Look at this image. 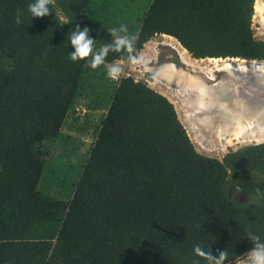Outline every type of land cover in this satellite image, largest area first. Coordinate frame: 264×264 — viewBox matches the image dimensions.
<instances>
[{"label":"trees","instance_id":"16d2710c","mask_svg":"<svg viewBox=\"0 0 264 264\" xmlns=\"http://www.w3.org/2000/svg\"><path fill=\"white\" fill-rule=\"evenodd\" d=\"M31 2L0 0V264H207L193 247L209 243L213 255L228 250L226 264L251 249L248 231L264 239V199L255 197L264 191V143L221 161L199 154L166 97L131 77L108 79L106 66L127 52L91 69V57L69 59L67 39L87 26L99 49L124 24L135 55L167 35L195 59L264 60L254 0H150L137 11L124 0H55L39 19L27 12ZM85 73L113 91L96 95L105 113L95 143L56 198L40 188L49 144L67 139L61 127Z\"/></svg>","mask_w":264,"mask_h":264},{"label":"rangeland","instance_id":"374dc122","mask_svg":"<svg viewBox=\"0 0 264 264\" xmlns=\"http://www.w3.org/2000/svg\"><path fill=\"white\" fill-rule=\"evenodd\" d=\"M124 1L129 3L131 9L133 8L137 11L138 6L145 7L150 0ZM134 6L137 7V9H135ZM127 9L128 8H124L123 10L125 11ZM252 31L255 39L264 41V12H255L254 6ZM167 44L174 46L173 50H171ZM178 53L182 54L187 65H179L175 61L174 58L176 55L178 59H180ZM127 56L128 53L120 60L114 62L120 63L123 68V72L119 79L131 77L136 82H141L166 97L172 103L179 121L185 128L192 145L199 154L221 161L226 154L233 153L243 147L264 143V137L256 139L244 135L237 137V126L233 122H226V124L229 123V125L227 124L228 128H226L228 131L226 129H223V133L219 131L216 125L222 120L219 119L218 112H216L217 108L215 109L214 106L213 112L215 113H213L212 116L215 118L210 116L209 119V116L207 117L204 111L198 112L196 109L197 93L195 89L186 88L180 81L181 77H179V75H171L172 72L169 67L170 64H174L178 71L180 70L181 72H187L191 75H197L206 82V85H210L212 83L205 79V76H207L209 70L212 69L214 59L226 61L234 66L241 65L242 63L249 66L252 60L239 58L195 59L183 49L174 38L167 35H154L151 37L143 45L139 54H137L139 57L138 63L131 64L127 62ZM254 61L256 65L264 64V60ZM222 64L221 62L218 63L219 66ZM107 67L108 65L106 66V70ZM218 78H224L226 80L231 79L230 75L225 72L219 73ZM259 78L262 80L264 79L262 75ZM260 79H255V82L249 80L248 82H243L244 84L240 83L241 85L238 86L242 97L236 94L234 95V92L233 96L234 98L236 97L234 101L243 103L247 100L246 92L250 91L251 88L256 89L254 85H259L261 82ZM110 80L114 82V80ZM82 85L80 97L68 112L61 127V133L65 135L67 139H64L65 142L60 141L49 144L43 180L40 183V188L42 190L49 191L50 195L56 198H65L66 191L62 188L61 182H63V180L69 181L71 178L73 179L71 182H73L77 179L79 171L82 169L95 143L101 120L105 113V110L97 108L96 101H94L96 95H98V98H103V95L109 98L113 91V86L110 81H99L90 73H85L83 75ZM257 89L258 92L262 90L259 87H257ZM228 100L230 101V98H228ZM229 101L226 103L227 106L229 105ZM209 121L211 123H207ZM71 182L69 184H71ZM49 183L52 184L50 189L47 188ZM229 196L233 200L239 202L245 201V194L236 187L230 188ZM226 264H238V261L235 259Z\"/></svg>","mask_w":264,"mask_h":264},{"label":"bare ground","instance_id":"6f19581e","mask_svg":"<svg viewBox=\"0 0 264 264\" xmlns=\"http://www.w3.org/2000/svg\"><path fill=\"white\" fill-rule=\"evenodd\" d=\"M253 6L255 12H264V0H254ZM167 45L171 50H173L174 46L171 44ZM179 56L180 59H178L177 55L175 56V61L179 65H187L181 53ZM219 62L223 64L219 66ZM250 63L251 64H249V66L245 65L244 63L234 66L233 64L227 63L226 61L214 59L212 69H210L208 75L205 76V79L212 83L210 85H206V82H204L202 78L197 75L195 76L187 72H181L180 70L178 71L176 65L174 64H170L169 67L172 72L171 75H179V77H181L180 81L186 88L195 89L197 93V108H195L198 110V112L204 111L207 117L209 116L208 118L210 119V116L213 117L212 115L215 113L213 112L214 106L215 109L217 108L216 112H218L219 119L223 121V123L222 121H219V123L216 125L219 131L222 132L223 129L228 128L227 124L229 125V123L226 124V122H233L237 126V137L244 135L246 137H252L256 139L264 137V79L262 80L259 78L261 75L264 78V64L256 65L255 61H251ZM221 72H225L226 74L230 75L231 79H219L218 74ZM255 79H260L261 82L257 86L254 85L256 89L251 88L250 91H247L249 93L246 92L247 100L244 101L245 103L235 102L234 99L236 97L234 98L233 96L234 92V95L236 94L242 97V95H240V88L238 85H241L240 83L243 82H248L249 80L255 82ZM257 87L262 90L258 92ZM228 98H230V101ZM228 101L229 105L227 106L226 103H228ZM207 123L211 122L209 121Z\"/></svg>","mask_w":264,"mask_h":264},{"label":"clouds","instance_id":"9594fccd","mask_svg":"<svg viewBox=\"0 0 264 264\" xmlns=\"http://www.w3.org/2000/svg\"><path fill=\"white\" fill-rule=\"evenodd\" d=\"M54 3L55 0H33V2L28 4L27 12L30 14V18L39 19L47 17L52 15L50 5ZM22 16L23 11H18L15 19L17 25L22 23ZM60 19L63 21V24L71 23L64 16H61ZM90 31L91 29L87 26L81 28L78 24L70 30L67 39L73 49L69 53L71 61H84L91 57L87 61L86 66L96 69L106 62V58L110 53L125 51L128 53L127 62L131 64L139 62V57L134 54L136 51L134 46L136 37L129 34L127 25L122 24L118 28L113 27L109 29L112 39L107 43H101L99 49H95L97 41L90 36ZM122 72L123 68L120 63H112L107 67V76L114 81L119 80ZM255 197L257 201L264 199V191L257 188ZM247 240L251 242L252 247L240 256H236L238 264H264V239H261L256 233L248 231ZM193 253L196 257L203 258L207 264H225L229 256L227 249L219 250L217 255H213L210 243L207 249L203 248L200 244H196L193 247ZM192 264H201V262L198 259H194Z\"/></svg>","mask_w":264,"mask_h":264},{"label":"flooded vegetation","instance_id":"af4514ba","mask_svg":"<svg viewBox=\"0 0 264 264\" xmlns=\"http://www.w3.org/2000/svg\"><path fill=\"white\" fill-rule=\"evenodd\" d=\"M148 87V86H147Z\"/></svg>","mask_w":264,"mask_h":264}]
</instances>
